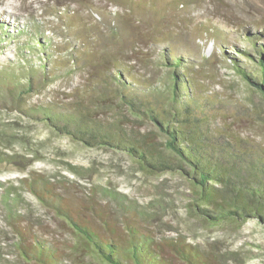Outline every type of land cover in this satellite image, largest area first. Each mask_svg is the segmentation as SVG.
<instances>
[{
	"label": "rangeland",
	"instance_id": "1",
	"mask_svg": "<svg viewBox=\"0 0 264 264\" xmlns=\"http://www.w3.org/2000/svg\"><path fill=\"white\" fill-rule=\"evenodd\" d=\"M123 4L0 0V264H40L20 256L14 223L27 225L55 245L61 252L57 264H106L88 255L81 238L55 209L29 191L27 180L32 177L46 180L53 194L81 216H91L93 201L108 207L113 217L134 208L146 210L158 214L152 224L161 234L180 237L215 255L219 264H264V224L255 219L202 223L189 210V185L179 174H149L125 151L88 145L27 112V107L49 103L65 109L82 104L97 121L114 122L116 110L106 107L104 98L97 100L94 92L102 84L109 86L105 78L115 74L114 58L135 77L150 80L161 93L167 91L169 70L156 38H151L160 34V28L152 31L147 22L138 21L140 13H130ZM158 4L168 11L162 33L193 64L189 75L197 90L213 96L221 107L213 125L250 137L264 148V101L232 65L235 57L260 77L258 60L264 53H257L245 37L256 31V45L264 46V0H158ZM115 30L120 36L108 41ZM27 80L33 88L16 99V88L25 87ZM123 113L140 132L151 128L139 117Z\"/></svg>",
	"mask_w": 264,
	"mask_h": 264
},
{
	"label": "trees",
	"instance_id": "2",
	"mask_svg": "<svg viewBox=\"0 0 264 264\" xmlns=\"http://www.w3.org/2000/svg\"><path fill=\"white\" fill-rule=\"evenodd\" d=\"M122 1L130 13H140L142 19L138 21L147 22L152 31L160 28V34L151 38H156L163 65L169 70H166L168 82H164L169 85L167 91L161 93L150 85V80L135 77L114 58L111 65L115 74L105 78L110 87L102 84L94 91L97 100L104 98L105 106L116 110L118 116L114 122L97 121L93 112L82 104L65 109L49 103L27 107V112L37 114L61 133L88 145L125 151L149 174H179L189 185V210L202 223L241 224L255 219L264 224V148L250 137L213 125L221 107L213 96H203L197 90L189 75L193 64L162 33L167 9L160 7L158 0ZM118 36V30L111 31L108 41ZM258 38L256 31L245 37L262 55L264 46L256 45ZM232 58L237 74L264 101V58L258 60L261 71L258 78ZM42 77L47 79V73L43 72ZM32 88V82L27 80L25 87L16 88V99L20 100L22 93ZM123 111L139 117L136 119L150 124L151 128L140 132ZM27 186L42 204L53 207L57 216L81 238L88 255L93 254L106 264H219L215 255L205 254L180 237L161 234L152 224L158 214L152 216L146 210L134 208L113 217L108 207L95 205L93 201L89 208L92 219L81 216L70 203L53 194V188L43 178H29ZM4 201L8 204V199ZM12 226L22 258L40 264L58 263L61 252L55 245L27 225Z\"/></svg>",
	"mask_w": 264,
	"mask_h": 264
}]
</instances>
